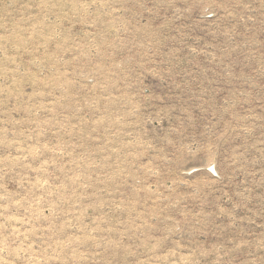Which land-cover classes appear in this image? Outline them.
<instances>
[{
    "label": "rangeland",
    "instance_id": "374dc122",
    "mask_svg": "<svg viewBox=\"0 0 264 264\" xmlns=\"http://www.w3.org/2000/svg\"><path fill=\"white\" fill-rule=\"evenodd\" d=\"M0 264H264V0H0Z\"/></svg>",
    "mask_w": 264,
    "mask_h": 264
}]
</instances>
